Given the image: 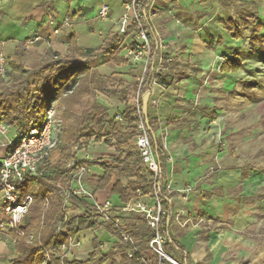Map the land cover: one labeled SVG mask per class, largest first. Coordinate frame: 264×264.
I'll return each instance as SVG.
<instances>
[{
	"label": "crops",
	"instance_id": "0c3cea01",
	"mask_svg": "<svg viewBox=\"0 0 264 264\" xmlns=\"http://www.w3.org/2000/svg\"><path fill=\"white\" fill-rule=\"evenodd\" d=\"M104 3L110 12L100 19ZM124 11V0H0V56L35 68L48 51L64 56L72 34L80 47L98 49L109 33L117 32ZM148 16L159 50L155 72L164 80L151 90L149 116L166 151L170 234L184 248L187 264H264V172L252 167L250 146L264 133V46L252 44L251 31L241 29L242 37L236 39L226 28V23L240 24L246 17L262 26L264 40V0H151ZM65 19L69 26H63ZM119 40L126 57L134 37ZM164 57L168 59L162 65ZM97 70L104 78L118 74L124 83L116 96H98L118 123L116 116L127 103H136L139 92L133 85L142 65L119 68L101 59ZM105 140L91 141L77 158L111 164L118 154ZM90 169V176L103 175L99 166ZM114 185L115 177L103 191L88 187L100 200L110 198L118 205ZM3 216L0 204V221ZM77 238L81 246L72 248L70 257L82 262L93 252L100 258V252L108 253L118 241L102 226ZM15 258L14 241L0 233V264Z\"/></svg>",
	"mask_w": 264,
	"mask_h": 264
},
{
	"label": "trees",
	"instance_id": "16d2710c",
	"mask_svg": "<svg viewBox=\"0 0 264 264\" xmlns=\"http://www.w3.org/2000/svg\"><path fill=\"white\" fill-rule=\"evenodd\" d=\"M150 1L140 0L138 3V11L153 39L150 63L143 83L140 85L138 81L133 85V89L140 94L141 107L143 95L152 90L154 82L164 83L163 77L155 72L159 50L148 16ZM261 27L255 26L246 17L241 19L240 24L234 21L226 23V28L234 38L242 37L241 29L251 31L252 44L264 46V40L259 35ZM121 54L117 32L109 33L98 49L80 47L76 35L72 34L64 56L48 51L41 63L31 69L9 61L8 79L0 77V123L9 125L13 133L40 128L49 109L53 108L56 113V145L47 163L40 167L39 174L27 175V182L22 189L23 195L33 196L34 203L26 217L23 234H9L16 253V258L10 264H158L157 257L148 254L153 231L142 215L131 213L126 217L124 230L132 238L133 248L144 255V262L139 254L128 256L130 247L123 242L120 230L111 224L98 223L99 217L89 202L75 198L70 205L64 202V192L71 186L68 165L73 161L90 168L99 166L103 170L101 177L87 178V184L96 192L105 190L115 177L112 194L119 201L118 205L114 203L117 207L136 197L138 192L145 195L152 192V183L144 174L142 156L135 145L138 135L136 105L128 104V100L121 97L120 100L126 102L127 106L122 113L123 121L115 123L98 101L100 94L116 96L124 86L118 74L104 78L97 70L101 59L119 68L130 65ZM167 59L163 58L162 65ZM142 119L145 122L143 112ZM147 128L163 175L160 179L162 183L166 179V151L161 141L154 136L155 122L150 116ZM104 138L105 143L114 146L118 154L111 157V164L77 158L78 152L87 150L91 141L100 142ZM164 203L165 215L160 224L161 234L167 240L164 249L173 258L181 255L182 259L176 260L180 264H187L184 248L170 234L173 212L166 194ZM96 226L105 227L118 239L108 253H101L99 258L93 252L88 260L82 262L70 260L65 253L60 252L61 246L70 247L71 239L78 233Z\"/></svg>",
	"mask_w": 264,
	"mask_h": 264
},
{
	"label": "built area",
	"instance_id": "2783aa9c",
	"mask_svg": "<svg viewBox=\"0 0 264 264\" xmlns=\"http://www.w3.org/2000/svg\"><path fill=\"white\" fill-rule=\"evenodd\" d=\"M140 0H124V14L119 20L117 33L124 39L127 33L133 35L134 40L127 45L126 58L130 64L142 65V75L139 79L140 85L147 72L151 53L152 36L143 23V17L138 11ZM110 7L102 4L98 11L100 19L109 16ZM63 26H69V19L63 21ZM58 34V30H55ZM129 35V34H128ZM224 60V59H223ZM8 57L0 56V77L6 78L8 71ZM157 84L154 82L153 87ZM137 131L136 147L142 156V168L152 183V192L143 194L138 192L136 197L123 204L115 206L110 198L100 200L97 193L88 187L87 178L91 175V169L87 165H78L75 161L68 165L71 177V186L65 190L64 202L70 205L73 198L89 202L99 217V221L104 224H111L121 232L122 240L130 247L129 257L139 254L142 261L144 255L133 248L134 242L129 234L124 230L125 218L131 213L142 215L153 231V235L148 244V254L156 256L158 264H180L175 258L168 254L164 246L166 238L161 234V219L165 215L164 195L172 190L171 184L165 179L160 183L162 173L159 168L154 147L150 141L148 128L142 119V107L140 106V94H137ZM121 122V114L116 116ZM56 113L53 108L49 109L46 119L40 128H32L28 132L13 133L11 127L5 123H0V148L3 150L0 156V204L3 211V219L0 221V233L23 234L26 217L34 203L32 195H23L28 174L37 175L42 165L46 164L51 150L56 145ZM169 161L173 159L168 158ZM166 176V174H165ZM187 187L185 191H190ZM81 240L77 235L71 239L70 247L63 245L60 252L65 253L68 259L72 248L80 247ZM105 245L100 247L103 250ZM99 253V252H98ZM101 255V252L99 253Z\"/></svg>",
	"mask_w": 264,
	"mask_h": 264
},
{
	"label": "rangeland",
	"instance_id": "374dc122",
	"mask_svg": "<svg viewBox=\"0 0 264 264\" xmlns=\"http://www.w3.org/2000/svg\"><path fill=\"white\" fill-rule=\"evenodd\" d=\"M95 45H98V43H95ZM254 53H255L254 49L253 48L250 49V54H254ZM255 142L256 143H250L251 158L254 159L252 162V167H255L257 170L264 172V133L262 132L258 133ZM262 196H264V193ZM82 213L83 212H79V214ZM260 220H262V222L264 223V207L260 211ZM262 230L264 231V226Z\"/></svg>",
	"mask_w": 264,
	"mask_h": 264
},
{
	"label": "water",
	"instance_id": "95a60500",
	"mask_svg": "<svg viewBox=\"0 0 264 264\" xmlns=\"http://www.w3.org/2000/svg\"><path fill=\"white\" fill-rule=\"evenodd\" d=\"M151 94H152V91H148L142 97V112L145 117V123L147 127L149 126V101H150Z\"/></svg>",
	"mask_w": 264,
	"mask_h": 264
}]
</instances>
